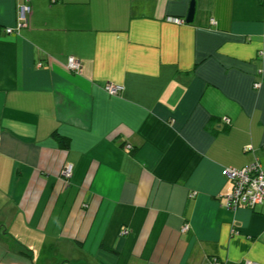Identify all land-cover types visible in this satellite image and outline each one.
I'll return each mask as SVG.
<instances>
[{"label":"crops","instance_id":"1","mask_svg":"<svg viewBox=\"0 0 264 264\" xmlns=\"http://www.w3.org/2000/svg\"><path fill=\"white\" fill-rule=\"evenodd\" d=\"M25 1L0 0V264H264V204L225 207L222 173L264 166V0H30L7 32Z\"/></svg>","mask_w":264,"mask_h":264},{"label":"built area","instance_id":"2","mask_svg":"<svg viewBox=\"0 0 264 264\" xmlns=\"http://www.w3.org/2000/svg\"><path fill=\"white\" fill-rule=\"evenodd\" d=\"M57 0H52L56 2ZM32 5L30 0H26L24 3L19 5L18 11V26L16 28L8 27L7 32H13L20 27L29 25L30 17L32 14ZM169 21L181 24L184 23V19L169 17ZM214 22V19H213ZM67 67L72 71H79L82 67L81 61L74 57L70 56L67 62ZM261 76L263 71H259ZM262 81L258 80L255 83L257 88L261 87ZM105 90L111 95H120L124 89L122 85L114 83H106ZM223 121L230 123L231 119L228 116L223 117ZM127 151H131L133 146L127 144L125 146ZM246 150H251L252 147H246ZM74 166L72 163H68L62 170V176L67 180L71 178L73 174ZM223 175L230 179L233 182L232 191L223 197V204L225 207L230 209H237L240 206H247L250 208H255L258 205L264 204V166L256 160L255 162L243 167H226L222 171ZM189 224H185L182 227V231L186 232L189 229ZM124 233H128L127 228L123 229ZM213 264H222L221 261L214 259ZM247 264H260L253 260H247Z\"/></svg>","mask_w":264,"mask_h":264},{"label":"water","instance_id":"3","mask_svg":"<svg viewBox=\"0 0 264 264\" xmlns=\"http://www.w3.org/2000/svg\"><path fill=\"white\" fill-rule=\"evenodd\" d=\"M194 16H195V1L193 0L191 3L189 13L185 19V22H187V23L193 22Z\"/></svg>","mask_w":264,"mask_h":264},{"label":"rangeland","instance_id":"4","mask_svg":"<svg viewBox=\"0 0 264 264\" xmlns=\"http://www.w3.org/2000/svg\"><path fill=\"white\" fill-rule=\"evenodd\" d=\"M53 260L55 261V260H57V259H54V258H53ZM48 262H49V263L52 262V264H56L58 261H57V262H53L52 260H48ZM57 264H59V263H57ZM63 264H64V263H63ZM65 264H66V263H65Z\"/></svg>","mask_w":264,"mask_h":264}]
</instances>
